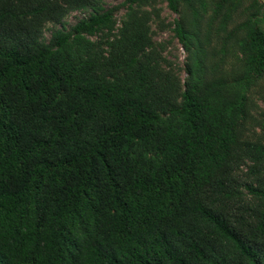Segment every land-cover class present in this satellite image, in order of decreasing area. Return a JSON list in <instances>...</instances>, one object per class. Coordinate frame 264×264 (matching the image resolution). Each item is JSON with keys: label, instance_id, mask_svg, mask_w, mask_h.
<instances>
[{"label": "trees", "instance_id": "16d2710c", "mask_svg": "<svg viewBox=\"0 0 264 264\" xmlns=\"http://www.w3.org/2000/svg\"><path fill=\"white\" fill-rule=\"evenodd\" d=\"M0 264H264V1L0 0Z\"/></svg>", "mask_w": 264, "mask_h": 264}, {"label": "rangeland", "instance_id": "374dc122", "mask_svg": "<svg viewBox=\"0 0 264 264\" xmlns=\"http://www.w3.org/2000/svg\"><path fill=\"white\" fill-rule=\"evenodd\" d=\"M123 1L124 0H104L107 6L116 5ZM160 6L162 7L163 21L165 23L171 22L176 15L167 8L165 3H161ZM123 13L124 8H121L117 13V17L120 18ZM84 15V12L76 11L72 12L68 17H66L62 24H54L51 22L47 23L44 32L45 40L50 39L51 34L54 30L59 29L63 26L68 29ZM153 28L157 31V35L155 38L159 41H166L168 44L166 56L173 62L180 64L185 54L177 39L173 37L172 32L169 29L161 30L159 28V21H155Z\"/></svg>", "mask_w": 264, "mask_h": 264}, {"label": "crops", "instance_id": "0c3cea01", "mask_svg": "<svg viewBox=\"0 0 264 264\" xmlns=\"http://www.w3.org/2000/svg\"><path fill=\"white\" fill-rule=\"evenodd\" d=\"M264 1V0H263Z\"/></svg>", "mask_w": 264, "mask_h": 264}]
</instances>
